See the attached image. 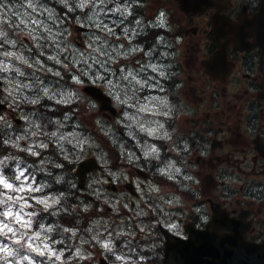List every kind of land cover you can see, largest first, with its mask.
I'll return each instance as SVG.
<instances>
[{
  "label": "clouds",
  "instance_id": "9594fccd",
  "mask_svg": "<svg viewBox=\"0 0 264 264\" xmlns=\"http://www.w3.org/2000/svg\"><path fill=\"white\" fill-rule=\"evenodd\" d=\"M150 2L0 0V264H163L233 199L202 193L183 40Z\"/></svg>",
  "mask_w": 264,
  "mask_h": 264
},
{
  "label": "flooded vegetation",
  "instance_id": "af4514ba",
  "mask_svg": "<svg viewBox=\"0 0 264 264\" xmlns=\"http://www.w3.org/2000/svg\"><path fill=\"white\" fill-rule=\"evenodd\" d=\"M191 1L201 6L180 11L177 0H151V9L141 11L149 17L159 7L171 12L174 35L183 45L172 69L180 76L170 86L183 80L181 92L197 111L180 127L209 144L207 159L196 156L202 193L216 197L223 189L233 199L212 201L213 216L204 229L189 221L182 235L170 237L203 236L217 245L235 234L251 243V264H264V0ZM153 38L150 31L139 40L147 48ZM126 187L134 189L131 183Z\"/></svg>",
  "mask_w": 264,
  "mask_h": 264
},
{
  "label": "water",
  "instance_id": "95a60500",
  "mask_svg": "<svg viewBox=\"0 0 264 264\" xmlns=\"http://www.w3.org/2000/svg\"><path fill=\"white\" fill-rule=\"evenodd\" d=\"M183 11L198 9L201 4L192 2L191 0H178ZM95 95H99L94 89H89ZM237 242H235V245ZM173 247V246H172ZM171 246L166 245L165 249V264H251L247 258L248 250L240 247L238 250L230 249L229 247H221L220 250H214L208 248L207 254L212 256V259H202L201 255L204 254L202 249H198L197 252L191 254L188 252V248L184 247V244L175 246L172 251ZM190 251H194L192 247ZM238 252V254H237Z\"/></svg>",
  "mask_w": 264,
  "mask_h": 264
},
{
  "label": "rangeland",
  "instance_id": "374dc122",
  "mask_svg": "<svg viewBox=\"0 0 264 264\" xmlns=\"http://www.w3.org/2000/svg\"><path fill=\"white\" fill-rule=\"evenodd\" d=\"M149 9H151L150 6L148 7V10H149ZM177 16H178V17L180 16V14H179L178 12H177Z\"/></svg>",
  "mask_w": 264,
  "mask_h": 264
}]
</instances>
